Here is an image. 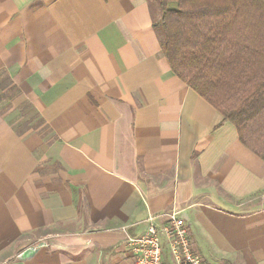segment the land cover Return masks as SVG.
Segmentation results:
<instances>
[{
	"label": "crops",
	"instance_id": "crops-1",
	"mask_svg": "<svg viewBox=\"0 0 264 264\" xmlns=\"http://www.w3.org/2000/svg\"><path fill=\"white\" fill-rule=\"evenodd\" d=\"M159 18L0 0V264H130L171 211L204 264H264V161L171 70Z\"/></svg>",
	"mask_w": 264,
	"mask_h": 264
},
{
	"label": "trees",
	"instance_id": "trees-1",
	"mask_svg": "<svg viewBox=\"0 0 264 264\" xmlns=\"http://www.w3.org/2000/svg\"><path fill=\"white\" fill-rule=\"evenodd\" d=\"M171 70L264 161V0H156Z\"/></svg>",
	"mask_w": 264,
	"mask_h": 264
},
{
	"label": "built area",
	"instance_id": "built-area-1",
	"mask_svg": "<svg viewBox=\"0 0 264 264\" xmlns=\"http://www.w3.org/2000/svg\"><path fill=\"white\" fill-rule=\"evenodd\" d=\"M161 215L166 217L163 224L157 227L154 218L158 215H152L147 219V227L142 235L127 239L131 253L130 264H162V236L167 240L173 264H204L201 257L191 249L183 219L175 211Z\"/></svg>",
	"mask_w": 264,
	"mask_h": 264
},
{
	"label": "rangeland",
	"instance_id": "rangeland-1",
	"mask_svg": "<svg viewBox=\"0 0 264 264\" xmlns=\"http://www.w3.org/2000/svg\"><path fill=\"white\" fill-rule=\"evenodd\" d=\"M157 5H158V3H157Z\"/></svg>",
	"mask_w": 264,
	"mask_h": 264
}]
</instances>
